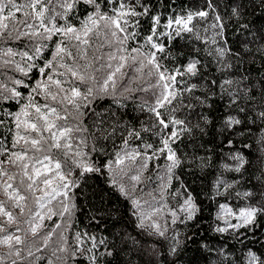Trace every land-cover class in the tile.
Segmentation results:
<instances>
[{
	"label": "snow or ice",
	"instance_id": "1",
	"mask_svg": "<svg viewBox=\"0 0 264 264\" xmlns=\"http://www.w3.org/2000/svg\"><path fill=\"white\" fill-rule=\"evenodd\" d=\"M0 264H264V0H0Z\"/></svg>",
	"mask_w": 264,
	"mask_h": 264
},
{
	"label": "trees",
	"instance_id": "2",
	"mask_svg": "<svg viewBox=\"0 0 264 264\" xmlns=\"http://www.w3.org/2000/svg\"><path fill=\"white\" fill-rule=\"evenodd\" d=\"M189 255H192V253H189Z\"/></svg>",
	"mask_w": 264,
	"mask_h": 264
}]
</instances>
